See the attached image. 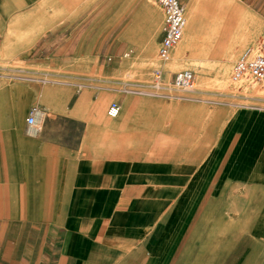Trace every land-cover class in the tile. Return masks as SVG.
Segmentation results:
<instances>
[{
  "label": "crops",
  "instance_id": "crops-1",
  "mask_svg": "<svg viewBox=\"0 0 264 264\" xmlns=\"http://www.w3.org/2000/svg\"><path fill=\"white\" fill-rule=\"evenodd\" d=\"M89 3L0 0V264H264V106L116 80Z\"/></svg>",
  "mask_w": 264,
  "mask_h": 264
},
{
  "label": "rangeland",
  "instance_id": "rangeland-1",
  "mask_svg": "<svg viewBox=\"0 0 264 264\" xmlns=\"http://www.w3.org/2000/svg\"><path fill=\"white\" fill-rule=\"evenodd\" d=\"M182 3L184 14L191 11L195 15L192 37L179 56L174 57L184 41L186 28L183 29L182 38L173 47L171 58L163 63L157 58V49L164 18L155 0H90L89 4L97 8L108 4V67L124 56L125 47L120 48L121 40L130 44V58H122L124 64L119 68L116 80H120L124 71L128 70L130 81L146 84L143 91L175 94L174 90L151 87L153 70H165L163 83L169 84L173 78L170 73L190 69L195 77L194 90L181 95H195L198 90L215 91L221 94L213 98L235 104L264 106V81L252 86L246 80L232 81L230 77L233 64L241 53L264 40V0H182ZM213 7L220 10L219 18L208 26L207 17L212 15ZM209 27L217 28V35ZM16 66L17 77H29L40 83L70 81L19 70L42 69L39 65L31 67L17 62Z\"/></svg>",
  "mask_w": 264,
  "mask_h": 264
},
{
  "label": "built area",
  "instance_id": "built-area-1",
  "mask_svg": "<svg viewBox=\"0 0 264 264\" xmlns=\"http://www.w3.org/2000/svg\"><path fill=\"white\" fill-rule=\"evenodd\" d=\"M163 12L162 37L157 49V58L161 62L170 59L172 47L181 39L184 24V5L182 0H155ZM163 72L157 68L153 70L154 82L151 87L162 90H174L180 93H187L194 90V72L190 69H182L173 73L172 81L169 84L163 83ZM231 80H246L250 85L255 86L264 81V40L255 47L246 48L235 61L231 71ZM118 113V106L111 104L107 109L110 117ZM42 112L38 107H33L25 118L28 127L36 130L39 127V119Z\"/></svg>",
  "mask_w": 264,
  "mask_h": 264
},
{
  "label": "bare ground",
  "instance_id": "bare-ground-1",
  "mask_svg": "<svg viewBox=\"0 0 264 264\" xmlns=\"http://www.w3.org/2000/svg\"><path fill=\"white\" fill-rule=\"evenodd\" d=\"M219 7V6H218ZM219 9H217V7H213V9H212V15L211 16H209V17H207V25L208 26H210L213 22H215V21H217L218 20V18H219V16H218V14H219ZM208 13H210V12H208ZM194 17H195V15H194V13L193 12H191V11H188V13L186 12L185 14H184V24H183V29H185L186 28V34H185V36H184V41L182 42V44L180 45V46H178V48H179V50H177L176 51V54H175V56L174 57H178L179 56V53L181 52V49H184V46H185V44L189 41L188 39H190L192 36H191V33H192V31H191V28H192V24H193V21H194ZM206 20V19H205ZM209 29H211V31L213 32V34L214 35H217V32L218 31H216L217 30V28H215V27H209ZM182 35H183V33H182ZM182 38V37H181ZM181 40V39H180ZM179 40V41H180ZM178 41V42H179ZM177 42V43H178ZM176 43V44H177ZM175 44V45H176ZM174 45V46H175ZM173 46V47H174ZM173 47H172V49H173ZM172 49H171V52H172ZM171 54V53H170ZM170 58H171V55H170ZM241 81V80H240Z\"/></svg>",
  "mask_w": 264,
  "mask_h": 264
}]
</instances>
